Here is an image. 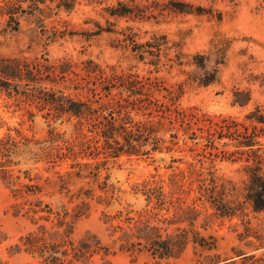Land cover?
Instances as JSON below:
<instances>
[{"label": "trees", "instance_id": "16d2710c", "mask_svg": "<svg viewBox=\"0 0 264 264\" xmlns=\"http://www.w3.org/2000/svg\"><path fill=\"white\" fill-rule=\"evenodd\" d=\"M80 3L81 0H0V34L18 32L25 16H34L39 23L26 50L0 55V93L12 98L31 120L40 112L50 126L47 137L41 139L27 136L19 128H14V133L8 128L0 135V181L11 189L13 214L24 216L35 225L19 237L11 251L27 252L37 257L40 264H94V254L101 256V264H110L106 256L115 252L94 233L86 232L74 239V223L87 213L91 200L110 204L119 191L109 174L101 173L110 158L172 150L177 143V132L172 129L177 124L193 142L188 148L193 151V145L201 142L200 150L190 161L172 158L185 163V167L176 166L166 177L159 175L142 182L139 190L146 208L137 217L129 212L123 214L122 210L113 215L104 213L108 235L117 250L129 255L145 253L157 262L177 258L192 245L196 254L202 256L197 259L198 264H236L234 259L216 252V237L202 233L200 228L206 229L213 218L244 219L250 212L264 211V104H255L243 120H209L201 136L194 131L188 133L194 115L179 107L185 86H208L219 80V65L226 64L231 39L223 37L208 51L193 54L191 64L195 70L167 87L158 72L182 65L179 51L170 55V49L177 44L169 45L166 34L155 32L139 42L133 26L117 29V21L157 19L171 12L191 13L192 5L184 0H87L88 4H103L100 14L105 20V25L94 21L96 28L85 32L87 38L103 32L115 34L111 45L129 51L136 63L127 70H118L114 64L103 66L91 57L79 61L65 56L51 59L47 47L74 32L67 29V21L61 29L43 21L61 12L70 14ZM199 8L198 14L204 10ZM216 17L220 20L221 13ZM33 42L41 45L42 51L27 54ZM139 62L148 66L147 74L133 70ZM248 80L264 85V72L250 73ZM231 92L232 106L244 107L251 100L249 88L233 86ZM72 119L69 137L51 126L52 122L69 123ZM165 133H169L168 139ZM15 155H23L25 163L42 162L43 166L18 168V173H14L11 164L20 163L12 159ZM99 155V161L78 159ZM66 160L65 169H56ZM216 160L241 162L245 176L241 184L217 175ZM81 179L90 186L79 185L72 190L71 184ZM113 219L118 222L113 224ZM245 230L239 233L240 239L253 235L260 243H248L255 249L264 246L262 235L250 231L249 226ZM237 255L254 257L241 251Z\"/></svg>", "mask_w": 264, "mask_h": 264}, {"label": "rangeland", "instance_id": "374dc122", "mask_svg": "<svg viewBox=\"0 0 264 264\" xmlns=\"http://www.w3.org/2000/svg\"><path fill=\"white\" fill-rule=\"evenodd\" d=\"M114 0H108L109 3ZM192 5L191 13L171 12L166 16H158L143 21H126L121 18L117 21L116 28L124 25L133 26L138 33L137 41L147 40L152 33L166 34L169 45L176 43L170 49V55L179 51L182 55V65L175 64L169 71L163 69L158 72L163 80V85L170 87L176 82L186 78L187 72L195 70L191 64L192 55L197 52L208 51L212 45L223 37L231 39L230 47L227 51L228 59L226 64L219 65V80L208 86L187 87L179 99V107L194 115L188 133L194 131L198 136L204 135L205 128L209 120L215 122L222 118L232 117L243 120L247 113L257 103L264 104V85L259 81L248 80L249 74H260L264 72V0H184ZM96 3L88 4L87 0H81L76 9L70 14L61 12L57 17L45 19L43 22L47 26L55 25L59 29L63 28L64 21L68 22L67 29L74 32L72 36H66L62 41L50 44L47 47L51 59L68 57L72 60H80L87 57L93 58L101 65L114 64L119 69L127 70V67L136 63L129 51L114 48L111 43L115 34L103 32L100 35H92L87 38L85 32L95 29L94 21L105 25V20L101 16V6ZM201 13H197L200 11ZM221 13V19L216 15ZM39 23L34 16H25L21 20L20 30L13 34H0V55L16 53L21 49L26 50L30 37L34 30L39 29ZM42 51L41 45L33 42L32 49L27 54L39 53ZM251 56L252 58H249ZM243 62H247L243 65ZM213 65L210 62L209 68ZM147 65L139 62L133 70L141 74H147ZM233 86L249 88L251 90V100L244 106H232ZM69 92L74 93L72 89ZM140 117L139 115L135 116ZM72 119L69 123L52 122L59 132H64L65 137L72 135ZM47 121L37 112L34 118L29 119L24 109H19L12 98L0 93V135L9 131L14 133V128H19L24 134L34 139H41L48 135ZM201 127V128H199ZM172 131L177 132V143L172 150L166 152H153L151 155L121 154L117 158H110L107 169H102V175L109 174V180L119 189L115 192L110 204L91 200L90 208L84 215L76 219L73 229V238L78 239L86 232L96 234L102 244L109 246L111 251L106 256L110 264H198L197 259L202 256L196 254L192 245L187 248L177 258L167 261L157 262L145 253H135L129 255L126 252L117 250L116 244L108 235V223H105L104 213L113 215L117 210H122L125 214L137 217L146 206L144 196L140 192L141 184L144 180L157 179L159 175L166 177L176 166L185 167V163L172 161V158H183L185 161L192 160L194 154L200 150V143L193 145L195 150L188 147L193 142L187 138L182 128L175 124ZM165 138H169V133H165ZM184 140H187L184 143ZM202 141L201 138H197ZM14 161L19 160V164H11L14 173L17 169L38 166L41 169L42 162L32 164L25 163L23 155L12 157ZM80 161H99L102 155L96 158L91 156L78 157ZM62 161L56 169L63 170L67 167V162ZM241 162H231L229 160H216L215 168L219 176L229 178L240 185L245 177L240 168ZM172 167L168 168L167 166ZM35 169L31 171V174ZM46 174L45 171L42 170ZM154 175V177L152 176ZM23 179V178H21ZM79 185L90 186L85 179L78 180L71 184L72 190ZM96 188V185H94ZM99 192L98 189L95 190ZM56 198V196L54 197ZM14 198L10 187L0 181V261L2 264H40L37 257L21 251L13 253L11 246L19 243V237L35 225L30 220L21 215H14L12 203ZM73 204L70 203L69 206ZM113 219L112 223H117ZM246 226L250 231H256L262 235L264 242V211L259 213L250 212L248 217L241 219L234 217L213 218L206 229L200 228L204 234H212L217 239L216 252L223 257L232 258L236 264H264V246L255 249L252 244L260 243L253 235L240 239L239 233L245 232ZM251 240L253 243H248ZM200 250H198L199 252ZM245 252L246 255L254 254V257L237 255V252ZM201 252V251H200ZM204 253V252H203ZM94 264H101V256L94 254L91 257Z\"/></svg>", "mask_w": 264, "mask_h": 264}]
</instances>
